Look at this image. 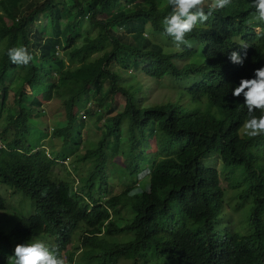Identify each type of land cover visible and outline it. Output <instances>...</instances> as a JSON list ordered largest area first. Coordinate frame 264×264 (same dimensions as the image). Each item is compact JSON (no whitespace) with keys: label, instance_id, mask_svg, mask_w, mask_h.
Wrapping results in <instances>:
<instances>
[{"label":"trees","instance_id":"obj_1","mask_svg":"<svg viewBox=\"0 0 264 264\" xmlns=\"http://www.w3.org/2000/svg\"><path fill=\"white\" fill-rule=\"evenodd\" d=\"M169 11L167 0H0V119L11 109V117L21 118L43 108L45 100L59 97L70 116L67 126L75 107L86 109L93 102L87 115L100 113L109 125L98 149L90 152L99 162L92 176L108 179L103 161L112 154L122 158L118 178L149 169L156 196L118 198L107 208L98 200L99 206L89 214L75 196L52 202L43 185L48 157L45 152L33 153L25 143L22 120L20 129L6 128L1 135L6 149L0 150V185L6 195L21 192L35 213L8 229L0 225V264H8L3 254H13L16 244L34 236L60 235L64 246L80 224L93 233L86 241L88 263L118 264L120 258L149 263L159 254L160 261L166 258L164 264H264V138L241 137L238 109L245 107L231 94L242 78H251L254 67L264 64V25L248 24L254 14L252 0H232L186 35L193 45L168 50L165 40L172 38L164 33L162 19ZM242 43L249 47L241 66L228 57L232 51L243 56ZM16 46L33 55L28 65L10 61L7 49ZM251 60L254 65L248 66ZM140 73L159 82L170 77L191 80L182 96L198 107L193 110L192 101L190 106L174 101L149 105L141 97L147 88ZM25 85L32 88V95L25 93ZM11 91L15 97L9 103ZM115 96L125 99L121 110ZM202 97L221 118L201 110ZM154 137L161 155L149 152ZM214 154L229 169L211 166ZM230 168L243 170L247 190L242 200L253 202L251 230L245 235L224 222L220 175L231 189L241 187ZM8 203L0 195V210ZM116 207L132 221L123 227L113 221L106 224L108 209ZM6 218L13 221L10 215L1 217ZM62 230H69L65 240ZM125 231L134 234L130 243L107 241Z\"/></svg>","mask_w":264,"mask_h":264},{"label":"clouds","instance_id":"obj_2","mask_svg":"<svg viewBox=\"0 0 264 264\" xmlns=\"http://www.w3.org/2000/svg\"><path fill=\"white\" fill-rule=\"evenodd\" d=\"M232 3V0H167V6L170 11L164 16L162 19V25L164 33L172 38L173 43L181 49L180 45L188 44L186 40V35L191 33L193 29L197 26V24L205 23L209 17L216 11L222 10L225 7L229 6ZM252 7L254 8V14L251 19H249L248 24L253 25H264V0H252ZM207 9V10H206ZM242 50H244V55L242 56L237 51H232L229 54L228 59L237 65H243L244 59L247 56L246 49L249 47L247 43L240 44ZM10 61L16 65H28L33 60V55L29 52L28 48L24 46H16L7 49L6 52ZM254 65V62L251 60L248 63V66ZM251 78H242L238 84V86L234 87L232 90V95L234 97H239L241 102L244 103L245 110L238 109L239 112V131L241 137L243 139H256V138H264V64L254 67L251 71ZM145 78V77H144ZM151 80V79H149ZM146 84L149 82L148 79L145 78L144 81ZM29 92L25 93L28 95H32V88L28 85ZM23 88L25 91L26 88ZM15 97V94H14ZM43 98V97H41ZM56 97L55 99H57ZM188 98V97H187ZM203 98V97H202ZM201 98V99H202ZM53 99V100H55ZM200 99V103H201ZM9 100V99H8ZM44 101V107L45 102ZM191 100V99H190ZM174 101V100H170ZM169 101V102H170ZM192 101V100H191ZM65 101L62 100V106L65 109L64 113H56L54 114L58 119L62 117L64 114L66 116L65 120H60L59 123L54 126L53 122L55 119L52 117V112L50 115H47L48 111L46 109H33L29 115L19 117H11L13 114L9 113L7 110L4 115L0 119V150L6 149V143L2 141L1 135H3L4 129H17L21 128L22 120L25 122V130L27 132L25 143L32 147L33 153L45 152L48 159L44 165L45 169V180H44V189L47 194L52 196L51 201L61 200L69 198L70 196H75L79 199L80 205L86 206L88 210V214L91 213V210L95 207L99 206V204H95L96 201H100V206H106L107 203L112 202L115 204V201L118 198H129L131 200L139 199V197L146 195L147 198H151L152 200L156 198L155 194L152 191V178L149 176L148 170H142V173L137 174L135 177H130L128 174L125 177L118 178L121 181V184L117 182L116 179H112L108 177L105 181H103L99 176H92L93 173L96 172L98 168L99 162L96 157L90 155V152L96 151L99 147L100 141L103 139L104 134L108 129V121L105 118L100 117V113H97L95 116L90 117L87 115V110L92 109L94 104H88L87 108L83 107H75L72 112V119L67 124V120L70 117L67 108L64 104ZM167 103H161V105H168ZM192 103H194L192 101ZM149 104V103H148ZM153 105V104H149ZM28 107V105H27ZM198 106L194 103L193 110ZM202 107V103L200 104V108ZM214 109H217L213 107ZM20 110V107L17 111ZM192 110V111H193ZM202 110V109H201ZM211 116V115H210ZM212 117V116H211ZM50 121L52 125L50 130V135H48L43 129H48L45 127V122ZM86 120L92 122L95 120V124L98 126L101 120L104 123L101 126H98L99 138L95 142H91L89 145H85V141L83 139L82 131L85 128ZM16 125L13 126V124ZM38 126L43 127L40 129ZM57 129H61L60 132H56ZM43 132L45 137L43 141L39 143L38 146H33L31 144L32 136L35 133ZM48 138V142H51L50 146L45 145V141ZM55 139H63V142L60 144L58 141H54ZM15 142L16 140H12ZM159 139L152 138L151 139V149L149 152L154 154L161 155L163 152L161 150V146L158 143ZM60 147H69L70 153L65 157H56L54 154L57 149ZM97 149H94V148ZM84 150V153H81V150ZM53 151V155L51 152ZM237 152V151H236ZM240 154V153H239ZM241 155V154H240ZM71 157L76 158V163H82L89 165V161L91 160V164L89 167L94 165L93 172L87 177V170L85 173H80L79 168H74V173L79 177V180L73 179L72 174L66 172V169H63V164H67L66 159H71ZM120 157L114 159L112 154H108L104 159V173L109 172L110 168L106 166L108 161L114 162ZM214 164L215 162H220V158L213 157ZM220 164V163H219ZM115 167L113 168V170ZM112 170V169H111ZM58 173H65L66 175H62L65 178L70 180V184L66 183V181H61L56 179L55 176ZM221 179V187L225 192V201L227 204L228 194L227 192H241V198L245 194L247 188L243 191V187H238L237 189H231L229 185V190H226L222 186V175H220ZM145 182V187H142L140 183ZM119 185V187L116 186ZM63 187L66 189L67 193L63 194ZM121 187V188H120ZM114 191H121L120 193H116ZM3 195L4 198L10 203L7 204L6 210H0V225H5L6 223L12 227L15 225V222L24 216H29L26 210H19L18 207H14L13 202L16 201L15 197L11 194ZM227 196V197H226ZM225 204V209H226ZM76 206H74V209ZM107 208V206H106ZM72 209V208H71ZM70 209V210H71ZM119 207L114 210L108 209L110 214L109 219L106 221L108 224L110 221L116 222L118 227H123L126 224L130 223L132 220H129L131 217L126 215L124 212H120L122 215L118 214ZM252 211V208H251ZM12 216L13 221L11 222L9 219L2 220L3 216ZM33 215V214H31ZM226 214H224L225 216ZM133 218V217H132ZM225 222V221H224ZM226 223V222H225ZM248 227H250V219L248 222ZM251 229V228H250ZM79 234L80 243L74 250L71 249V245L73 244L74 235ZM124 233L132 232H121L118 233L117 236L122 235ZM93 233L91 229L85 224H80L77 228L70 234L69 230L61 231V236L63 239H67L69 237V241L63 246V241H59V236H54L52 234H43L31 237L26 240L25 243H18L14 247L13 254H3V257L8 256V264H92L97 262L100 264L98 260H94L91 263H88L87 254L90 252L89 245L86 244L88 238H91ZM99 236H102L99 235ZM117 236L113 238H109L110 240H114ZM51 240L50 243H46L43 239ZM134 238V234H133ZM132 238V239H133ZM132 239H128L124 243L119 244H128ZM159 259V264H164L166 260L160 261L159 254H157ZM153 258V256H152ZM124 259V258H120ZM127 260V259H125ZM140 260V261H139ZM170 260V259H169ZM132 261L134 260H127ZM135 261H139L145 263L144 259L136 258ZM153 261L145 264H156L152 263ZM119 264V263H118Z\"/></svg>","mask_w":264,"mask_h":264},{"label":"rangeland","instance_id":"obj_3","mask_svg":"<svg viewBox=\"0 0 264 264\" xmlns=\"http://www.w3.org/2000/svg\"><path fill=\"white\" fill-rule=\"evenodd\" d=\"M51 30H49L50 32ZM259 31V29H258ZM156 38L158 39V37L156 36ZM160 40H163L162 38H160ZM165 44L166 46L169 47L168 50H170L171 48H173L172 50H176L179 47H177L172 40H165ZM187 45H193L192 43H188ZM181 46V45H180ZM95 56V55H94ZM202 56V55H200ZM201 58V57H200ZM180 66H182V63H180ZM139 80L141 82L145 81V78L143 76L142 73H140L139 76ZM148 83L146 84V88L147 90H145L143 92V95H141L142 98L147 99V102L149 104H161L163 103H167L170 100H174V102H178L183 104L184 106H190L191 105V100L188 98H185L182 96V93L184 90L188 89L191 87L190 83L191 80L186 79L183 80L182 82H178L173 80V78L170 77V79L168 78V80L166 81H155L154 78H151V80L148 79ZM171 81L175 82L172 83ZM201 80H198V83H200ZM26 91L29 92V89L27 86H25ZM176 92V93H175ZM41 91H38L36 94L40 95ZM14 94L15 93H10V97H9V103H12L13 99H14ZM27 102L29 103L30 100L29 98H27ZM115 102H117L119 104V109H122V106L125 102L124 97L122 96H115ZM62 99L61 98H57L53 101L50 102H45V107L44 109H46L48 111L47 115H50V113L52 112V117L53 119H55V121L53 122V125L56 126L60 120H65L66 116L65 114L60 117L59 119L54 115L56 113H64L65 109L62 106ZM201 103H202V111L205 113H208L209 115H211L212 117H218L221 118V114L220 111L217 109H214L213 107H211L208 103V98L207 97H203L201 99ZM121 104V105H120ZM13 106V105H12ZM9 113H14V111L11 109L9 111ZM45 122V127L48 129H43V127L38 126L40 129H43L48 135H50V130L52 125L50 124V121H46ZM104 123L103 120H101L99 122L98 126H101ZM98 126L95 124V120H93L92 122L86 120V124H85V128L82 131L83 134V139L86 142L85 145H89L91 142H95L98 140L99 138V133H101V131H99ZM8 137L9 140L10 139V133H8ZM45 137L44 133H35L34 136H32L31 139V144L33 146H38L39 143H41V141H43V138ZM12 141V140H11ZM46 147L51 145V142H48V138L46 140H44ZM55 142L58 141L60 144L63 142V139H55ZM70 149L69 147H60L57 149L56 153L54 154L56 157H65L67 155H69L70 153ZM94 149H97L96 147ZM85 149L81 150V153H84ZM51 152V151H50ZM53 155V151L51 152ZM208 159L211 160V155H207ZM218 157L216 154L213 155V157ZM219 158V157H218ZM76 158L75 157H71V159H66V161L68 162L67 164H63V169H66V172L71 173L73 179L79 180V177L74 173V168L78 167L79 168V172L81 173H85L86 169L89 167V165L91 164V160L89 161V165L85 164L84 162L82 163H76ZM221 165L218 163V165L216 164H212L211 166H215V168H221V170H223V172H225V170L229 169V167H226L223 162L221 161ZM117 165H122V158H118L117 160H115L114 162H110L108 161L106 163V166L110 168L109 172H106L108 177L112 178V179H118V176L116 175L117 172ZM115 167V169L113 170V168ZM112 169V170H111ZM232 170L233 173H236L237 178H236V182L240 183V186L243 187V191L246 189V185H245V181H244V175H243V170L241 168H230ZM94 170V165L89 167V169L87 170V174L86 176L88 177ZM122 172L126 173V169L123 167L122 168ZM62 175H66L65 173H58L55 178L59 179L61 181H66V183L70 184V180H68V178H65ZM145 182L140 183V185L142 187H145ZM117 187H119L118 184H116ZM222 186L223 188H225L226 190H229V185L228 182L225 181L224 179H222ZM121 188V187H120ZM116 193H120L121 191H114ZM6 193L3 189V187L0 185V194H4ZM228 194V199H227V204H226V215L224 216V221L226 223H229V229L232 230L233 232L245 235L247 233H250V227H248V222H249V218H250V214H251V208H252V200H242L241 192H232L229 191L227 192ZM16 201L13 202L14 207H18V209L21 210H26L27 213H29V215L34 214L35 213V207L33 204L29 203V201L25 198L24 195H22V193L20 192L17 195H14ZM227 197V196H226ZM119 215H122L121 213ZM132 220V217L129 219ZM3 229H8V224L6 223L5 225H3ZM79 234L74 235L73 238V244L71 245V249L74 250L75 247H77L80 243V238H79ZM133 238V234L131 233H124L122 235L117 236L114 240H108L107 241L109 243H124L125 241H127L128 239H132ZM44 242L46 243H50L51 244V240L49 239H43ZM153 251V250H152ZM166 260V258L164 259ZM152 263H156L159 264V259L157 254L153 255V262ZM165 263V262H164ZM92 264H97V262H94ZM119 264H132V261H127L125 259H120L119 260ZM140 264H145L143 262H141Z\"/></svg>","mask_w":264,"mask_h":264}]
</instances>
